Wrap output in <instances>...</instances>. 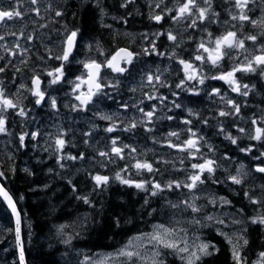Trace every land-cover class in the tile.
<instances>
[{
    "label": "trees",
    "instance_id": "16d2710c",
    "mask_svg": "<svg viewBox=\"0 0 264 264\" xmlns=\"http://www.w3.org/2000/svg\"><path fill=\"white\" fill-rule=\"evenodd\" d=\"M185 2L0 0V10L22 13L0 21L4 37L0 40V68L4 69L0 90L17 105L0 106L6 121V130L0 132V172L4 173L0 180L20 213L27 264H84L100 253L116 252L155 223L186 230L190 240L208 244L212 254L196 264H235L233 245L244 264H256L264 252V224L252 223L264 215V173L256 170L264 167V139H252L256 128L244 124L249 115L259 112L255 109L262 105L264 81L239 80L248 85L246 99L252 104L243 105L237 113L223 99L227 86L212 75L223 66L210 72L204 63L198 78L188 80L179 61L188 59L190 50L194 59L201 55L198 45L209 41V33L214 37L227 30L221 25L224 31H220L215 24L216 18L220 23L225 17L228 4L211 0L212 12L218 15L210 13L207 22L198 20L193 9L197 24L189 27L183 18H173ZM156 15L162 19H153ZM208 24L215 27L210 29ZM73 31L77 41L70 59H56ZM169 33L176 36L175 41L168 39ZM122 47L129 48L133 58L123 72H115L108 61ZM92 61L104 65L101 86L81 95L91 94V100L82 104L76 98L78 76L87 74L85 64ZM61 67L62 78L52 83L51 77ZM35 77L42 81L44 93L39 104ZM181 81L184 84L176 87ZM239 98L241 106L244 102ZM149 111L154 113L151 120L145 116ZM222 111L228 115L221 116ZM109 127L114 130L107 131ZM171 132L178 137L169 136ZM190 138L197 140L194 149L169 146V142L183 145ZM57 139L65 141L62 148ZM113 140L123 149L119 156L111 152ZM101 152L109 155L100 156ZM206 160L214 161L212 173L200 174L191 167ZM137 162L150 163L154 171L136 169ZM117 172L123 179L147 182L145 189L123 184L115 178ZM98 174L108 176V183L97 186L93 177ZM194 174H200L203 183L189 190L183 184ZM231 176L242 182L234 183ZM173 181L182 186L166 187ZM154 183L162 190H156ZM175 243L184 247L183 240ZM161 248V264H185L181 256L186 253ZM0 264H21L15 218L1 197ZM118 264L151 261L122 258Z\"/></svg>",
    "mask_w": 264,
    "mask_h": 264
},
{
    "label": "snow or ice",
    "instance_id": "6c2138e0",
    "mask_svg": "<svg viewBox=\"0 0 264 264\" xmlns=\"http://www.w3.org/2000/svg\"><path fill=\"white\" fill-rule=\"evenodd\" d=\"M37 2V0H31L32 4H35ZM251 2V0H234V4L235 7L239 10V14L238 15H233L231 16L232 20H239L242 23L243 22H247L253 25V27H259L262 29V31H264V17H261L258 20H254L252 19L247 12L245 11L249 5V3ZM204 5H206L205 7H200L199 4L197 3V0H186L185 3H183L180 8L178 9V17H173L174 19L176 18H183L185 15H189L191 16L193 14V9H196L198 15H197V19L200 21H204L206 19H209V14L211 13V15H218L217 13L212 12V8H211V0H203ZM157 7H159V5H157ZM38 12V9L36 10ZM170 11V10H169ZM62 13L57 12L56 15H61ZM22 15V13L20 11L17 10H12V11H5V10H0V21H3L4 19H11L13 17H20ZM153 19H155L156 21H160L162 19V16L160 15H156L153 17ZM197 21L193 20L192 23L189 25V27H196ZM13 35H15L13 33ZM21 35H23V33H21ZM77 35V32L73 31L67 38L66 41V46L63 50L62 55L55 57L58 60H62V61H68L70 55L72 54L73 51V47L75 44V37ZM209 37L211 38V34L209 33ZM4 37L0 36V40H3ZM168 39L175 41L176 40V36L172 35L171 33L168 34ZM247 40H251L253 42H255L257 40V36L255 35H249L246 37ZM214 48H209L206 46V44L204 42H201L198 45V49H202L204 53H208L207 56V60L210 61L213 65L217 64L219 62V60H221L223 58V56L225 55V52L223 51V49H234V48H238V49H242L245 50V40L244 39H240L238 38V34L235 31H227L226 34L217 37L214 41ZM19 47V45H17V48ZM125 50H121V52H124ZM132 54L131 53H127V58L129 59L130 62V58H131ZM116 59V57H113L112 60L108 61V67L113 68L114 71L117 72H123L124 69L118 66H115L113 64V61ZM205 59V57L203 55H196L195 56V60L197 61H203ZM179 63L181 65L184 66V71L186 74V77L188 80H195L198 78L197 76V70L194 68L193 64L191 62L185 61V60H180ZM257 65V66H264V48H262L261 50V54L260 55H255L252 57V59L248 60L247 63L243 66L240 67H236L233 68L231 71H229L228 73H226L225 75H222L220 77H213L214 79H224L226 80L230 85H236V87L233 88V91H240V85L237 83V81L235 80V76L234 74L236 72L239 71H243V72H254L256 71V68L253 65ZM101 65L97 64L95 61H92L90 64H85V68H89V69H95L96 70V74H98L99 69H100ZM4 69L0 68V71H3ZM55 72L58 74L56 75L55 79L52 81V83H56L60 77L63 75V71H62V67L61 68H57L55 70ZM50 76L53 75V73H48ZM91 75V73H90ZM155 79L158 81L160 79L159 76H156ZM148 80L151 82L153 80V77L151 75L148 76ZM199 83L203 84L204 80L202 78L199 79ZM33 84L36 85V90L34 92V95H36L37 97H39L40 99H37L36 103L39 104L41 102V100L44 97V93L42 91H40L39 89V84H40V80L39 77H35L33 79ZM184 84V81H181L180 84L176 85V87H181ZM23 87V85L21 86ZM77 87H79V85H77ZM244 88H247V85L243 86ZM97 90H99L100 85L97 84L96 85ZM214 92H217L218 90H213ZM243 95H247V91H244L242 93ZM78 100L81 101L82 104H86L88 103L89 100H91V94H89L88 96L81 98L80 96L76 97ZM228 103L230 105L233 106V108L235 109V111L238 113L240 110L239 105L235 104V102L233 101H228ZM56 105V101L55 99H52V106L55 107ZM0 106H2L3 108H16L17 105L14 104L12 102V100L10 99H6V98H2V91H0ZM177 107H179V105H177ZM142 111V110H141ZM19 114L21 116L25 115L24 111L21 109ZM153 112L149 111L147 113H145V116L148 118V120H151V118L153 117ZM221 116H225L228 115V113L226 112H220ZM106 119H111V117H105ZM187 123H190V121H186ZM5 119L0 116V132H4L5 129ZM253 123H256L255 120H253ZM135 123H133L131 125V127H135ZM114 129L112 127H109L107 129V131L112 132ZM190 131V130H189ZM241 132L244 131V129H240ZM255 136L252 137V139L255 140H261L264 139V128H260L257 127L255 129ZM32 136L37 135L36 133H32ZM178 133L176 132H171L169 133V136H173V137H178ZM193 136H195V133H192ZM230 139H232L231 137H229ZM21 140V144H23L24 141V136L22 135L20 137ZM57 145L60 146L61 148L63 147L65 141L63 139H57L56 141ZM232 143H236L235 139H232ZM113 147L111 148V152L116 154L117 156H119L123 149L120 147H116V141L113 140L112 141ZM169 146L172 148H177L181 151L184 150H191L196 148L197 146V140L196 139H188L186 141H184L183 145L180 144H172L171 142H169ZM127 147V146H125ZM132 151L134 152L135 149H132ZM242 151H251V149H242ZM100 156L103 157H107L109 155V153L107 152H101L99 153ZM262 155H264V153H262ZM72 159H75V157H72ZM213 164L214 161L212 160H206L204 163L202 164H192L191 167L193 169H198L199 173L202 174L203 172L207 171L208 173H212L214 171L213 168ZM134 167L138 170L140 169H145L148 172H152L154 171L152 165L150 163L144 162H137ZM258 172L264 173V167H258L256 169ZM26 171V170H25ZM200 174H194L191 175L190 177H188V180L190 181L189 183H185L183 184L184 187L188 188L189 190H192L194 188L197 187L198 183H203L202 179H201V175ZM0 177H4V173L0 172ZM117 180H120L123 184H127V185H134L136 188L139 189H145V185L147 182H135L132 180H128V179H123L121 177V174L119 172L116 173V177ZM95 183L97 186L100 185H104L107 184L109 181V177L108 176H103V175H95L93 177ZM230 179L236 183V184H240L242 182V180L240 178H238V176H231ZM173 185L177 188L181 187V183L178 181H173L170 182L166 185V187L171 188L173 187ZM153 187L156 190H162L161 189V185L159 183H154ZM0 195H2L6 200H8L10 207H12L13 212L16 211L15 209V205L12 203L11 197L8 195L7 191H5V189L3 188L2 185H0ZM152 195H156V192L153 191ZM83 199H85V202L87 201L86 197H83ZM225 203H228V201H224ZM257 201H253V203H256ZM187 203V202H185ZM189 207L192 208V210L194 212H198L199 208L195 207L194 205H188ZM172 207H176V205H172ZM209 219H211V217H209ZM252 223H260V224H264V215L255 217L252 219ZM175 229L173 228H167L164 225H157L154 233H150V234H144L146 238H148L149 242H155L156 245H160L163 246L164 248H169V249H175L176 251L180 252V253H186L187 256H181V259L185 261V264H196V261H199L202 256H208L211 255L212 253L208 251L209 249V245L208 244H202L198 247V253L196 251L193 252H189V248L187 247V245H185L184 247H177V244L173 241L170 240L169 237L172 236L175 233ZM16 237H17V244L20 246V262L21 264H24V253H23V247L20 241V230H19V216L17 214V228H16ZM136 240H140L142 239V237H136ZM68 241H65V243H67ZM231 243V240L229 241ZM244 243L247 244L248 241L244 240ZM135 247L134 241L130 240L128 246L125 249L120 250L119 253H117V256H122L125 257L126 260H132L133 257H140V253L138 251L133 250V248ZM160 253L159 251H155L152 254V260H151V264H161V262L156 259L157 257H159ZM233 259L235 261V264H244L242 257L240 256V253L238 251V247L237 245H233ZM87 259V258H86ZM107 259H109L108 257H105L103 260H100L97 262V264H106ZM141 259H143L141 257ZM257 264H264V252L260 253V260L257 262Z\"/></svg>",
    "mask_w": 264,
    "mask_h": 264
},
{
    "label": "rangeland",
    "instance_id": "374dc122",
    "mask_svg": "<svg viewBox=\"0 0 264 264\" xmlns=\"http://www.w3.org/2000/svg\"><path fill=\"white\" fill-rule=\"evenodd\" d=\"M197 3L199 4L200 7L202 6L201 4H204L203 2L202 3L199 2V0H197ZM189 17H190L189 15H185L184 19L182 20L183 23H186ZM191 21H193L192 18H191ZM218 25H219V20L216 18V24H215V26L217 27ZM209 28H210V26H209ZM220 36H222V35H218V36H214V37L212 36L209 39L210 43H209V45H207V47L214 48L215 47L214 41H215V39L217 37H220ZM240 39L246 40V37L240 36ZM262 40L263 39H261V35L260 36H257V40L255 42L249 40L250 44H248V47L245 48V50H243V52L241 51V49H238V48H234V49H223V51L225 52V55L224 56H226V55L227 56H231L234 53L239 54L238 61L236 63V67L243 66V65L246 64V62L248 60L252 59L253 56L260 55L261 54V50H262V48H264V41H262ZM186 54H192V52H188ZM205 54H206V56H208V53H205ZM224 56H223V58H224ZM185 61H187V60H185ZM188 62H191L193 64V66L197 70V74H198V65L196 63L192 62V61H188ZM260 67L264 68V66H260ZM236 73L234 75H236ZM55 77H56V75H53L51 77L52 80H54ZM61 78H62V76L60 77V79ZM78 78H79V80L77 82V85H79V87H77V85H76V87L78 88V94H79V96L86 95V94L90 93V90L92 89L93 86L90 84V82L88 80V74H80L78 76ZM34 86L36 88V85H34ZM41 87H42V83L40 81L39 88H41ZM2 98H4V97L2 96ZM167 222L168 223H171L170 220H168ZM157 225H164V224L155 223L153 225V227L151 228V230H149L147 232H144V233H142V234H140L138 236H135V237H133V238L130 239V240H133L134 241V244H135V247L133 248V250L138 251L140 253V257H136L137 259L142 260V261L143 260L144 261H151L152 258H153L152 257L153 252L159 251L160 254L162 253L161 246L160 245H156L155 242L150 243L149 240H148V238H146L145 235H144V234L154 233V230H155V228H156ZM173 226H175V225L173 224ZM176 229H178V228L176 227L175 230ZM184 231H186V230H183L182 232L176 230L175 233L172 236L169 237V239L170 240H173L174 242H176L178 240H183L184 241V246L187 245V247L189 249H191L193 251L195 250L198 253V246L200 245V242H201L200 239H196L195 241H192V238L190 240V238L188 237V235L186 233H184ZM136 237H142V239L136 240L135 239ZM129 241L122 248H120L119 250H117L116 252L100 253V254H98V255L90 258L84 264H97L98 261L103 260L105 257H108L109 258V259H107L106 264H118L119 261H121V259L122 258H125V257L117 256V253H119L120 250L125 249L128 246ZM141 257L143 259H141ZM159 257H160V255H159ZM159 257H157L156 259H159ZM259 260H260V258L256 261V264H257V262Z\"/></svg>",
    "mask_w": 264,
    "mask_h": 264
},
{
    "label": "flooded vegetation",
    "instance_id": "af4514ba",
    "mask_svg": "<svg viewBox=\"0 0 264 264\" xmlns=\"http://www.w3.org/2000/svg\"><path fill=\"white\" fill-rule=\"evenodd\" d=\"M245 11L254 20H258L261 17H264V0H251V2L249 3V5H248V7H247V9ZM231 13H233V11H231ZM235 14L238 15L239 14V10H235ZM225 16L226 17L224 18V20L221 21L222 24L223 25H227L228 23H234V29H235V32H237V34H239V38H240V36L247 37L249 35H255V36H260L261 35V39H263L262 41H264V31H262L261 28L253 27L252 24L247 23V22H243L242 23L239 20H232L231 16H233V15L226 14ZM248 28H251L253 30L252 33L245 32V31H247ZM248 44H250V42H249V40L246 39L245 40V48L248 47ZM241 51L243 52L242 49H241ZM238 57H239V54L234 53L231 56H227L226 55V56H224V58L221 59L222 62H225L226 60L232 61L229 65H225L224 66V68L222 69V71H223L222 75H225L226 73H228L229 71H231L233 68L236 67V63L238 61ZM253 66L256 68V71H254V72L239 71L234 76L240 77V76L244 75L245 77L243 79H245V80H250V79L260 80L261 79L262 81H264V68H261L260 66H257L255 64ZM262 95H263V99H261L262 100V102H261L262 105H261L260 108H258V105H257L255 111L259 110V112H258L257 115L253 116V118L255 119L256 123H260V124H262L264 122V90L262 92ZM251 104L249 103V101L245 102V105H249L250 106ZM251 123H253V121H251Z\"/></svg>",
    "mask_w": 264,
    "mask_h": 264
},
{
    "label": "water",
    "instance_id": "95a60500",
    "mask_svg": "<svg viewBox=\"0 0 264 264\" xmlns=\"http://www.w3.org/2000/svg\"><path fill=\"white\" fill-rule=\"evenodd\" d=\"M75 47H76V37H75V44H74V47H73L72 54H73V52H74V50H75ZM122 49L125 50V51H124V52H121ZM127 53H130V50H129L128 48H126V47H125V48H120V49L115 53V55H114V57H116V59L113 61V64H114L115 66H118V67L123 68V63H124V61L127 59ZM72 54H71V55H72ZM71 55H70V56H71ZM69 58H70V57H69ZM97 64L101 65L98 74H96V70H95L94 68H93V69H89V68H87L88 73H89V80H90L91 84H94V85H95V87H96V85H97V83H98V80H99L100 75H101V71H102V69H103L102 64H100V63H97ZM90 73H91V75H90ZM0 185L3 186V184L1 183V181H0ZM3 188L5 189V191H7L8 195L11 197L12 203L15 205V209H16V211L13 212L12 207H10L8 200H6L2 195H0V196H1V197L7 202V204H8L9 207H10V210L12 211V213H13V215H14V217H15V220H16V228H17V214H18V216H19L20 241H21V244H22V247H23V253H24V264H26L25 252H24V245H23L22 236H21V229H20V219H21V218H20V213H19V210H18V208H17L16 202H15L14 198L12 197V195L8 192V190H7L4 186H3ZM19 252H20V246H19Z\"/></svg>",
    "mask_w": 264,
    "mask_h": 264
},
{
    "label": "bare ground",
    "instance_id": "6f19581e",
    "mask_svg": "<svg viewBox=\"0 0 264 264\" xmlns=\"http://www.w3.org/2000/svg\"><path fill=\"white\" fill-rule=\"evenodd\" d=\"M209 26H210V29H211V27H215V26H213V25H211V24H209ZM113 57H114V55L112 56L111 59H113ZM87 64H90V63H87ZM100 64H102V63H100ZM102 66H103V69H102V71H101V75H100V78H99L98 83H97V84H99L100 86H101L100 79H101V76H102V72H103V70H104V65L102 64ZM95 88H96V87H95ZM96 89H97V88H96Z\"/></svg>",
    "mask_w": 264,
    "mask_h": 264
}]
</instances>
